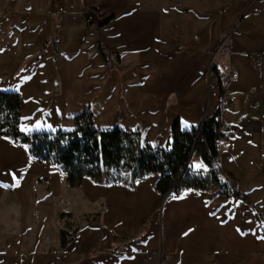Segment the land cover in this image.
Masks as SVG:
<instances>
[{
  "label": "crops",
  "instance_id": "0c3cea01",
  "mask_svg": "<svg viewBox=\"0 0 264 264\" xmlns=\"http://www.w3.org/2000/svg\"><path fill=\"white\" fill-rule=\"evenodd\" d=\"M0 90L22 96L25 133L71 132L91 108L98 131L153 148L220 110L218 165L243 195L163 196L159 173L134 189L72 185L0 138V211L21 227L0 221V264H264V0H0ZM62 217L82 224L66 249Z\"/></svg>",
  "mask_w": 264,
  "mask_h": 264
},
{
  "label": "trees",
  "instance_id": "16d2710c",
  "mask_svg": "<svg viewBox=\"0 0 264 264\" xmlns=\"http://www.w3.org/2000/svg\"><path fill=\"white\" fill-rule=\"evenodd\" d=\"M223 92L221 84L222 95ZM22 103L20 94L0 90V138L24 147L38 161L56 166L72 185L91 179L101 186L134 189L136 182L159 173L155 191L163 196L195 190L243 199L237 181L225 175L218 165L219 141L227 136L221 129L220 110L190 132H181L176 123L168 145L153 148L143 145L138 132H124L118 127L98 131L91 108L75 117L71 132L25 133L20 128ZM195 151L206 167L203 175L190 166ZM70 242L66 232H62L63 249Z\"/></svg>",
  "mask_w": 264,
  "mask_h": 264
},
{
  "label": "rangeland",
  "instance_id": "374dc122",
  "mask_svg": "<svg viewBox=\"0 0 264 264\" xmlns=\"http://www.w3.org/2000/svg\"><path fill=\"white\" fill-rule=\"evenodd\" d=\"M226 47V46H225ZM108 56V55H106ZM199 153L198 151H195L192 156H191V162H190V166L191 167H197V165H200V158H199ZM102 212H100V218H102ZM20 218V212L16 211H6V212H1L0 211V221H2L4 223V228L7 231V233L9 234H13V233H17L18 231H21V227L18 225V221L17 219ZM66 217H62V223L61 226L63 228H66V230L68 232H66V236H67V240H72V237L70 238V234H72L76 228H80L82 226V224L80 223H76L75 221L71 220L73 223L70 224H65L67 222V220L65 219ZM87 219V217L85 218ZM83 219V223L86 222V220ZM92 218H88V220H91ZM17 220V221H16ZM95 220H96V216H95ZM149 229V222H144L142 227H141V232H145ZM133 236H127V235H123L122 236V240L123 242H129L132 239ZM169 258H166L165 260H167Z\"/></svg>",
  "mask_w": 264,
  "mask_h": 264
},
{
  "label": "built area",
  "instance_id": "2783aa9c",
  "mask_svg": "<svg viewBox=\"0 0 264 264\" xmlns=\"http://www.w3.org/2000/svg\"><path fill=\"white\" fill-rule=\"evenodd\" d=\"M58 11L60 12V13H62V14H66L67 13V9L65 8V7H62V6H59L58 7ZM96 12H95V10H93V9H90V8H88L87 10H86V12H85V20H86V23L87 24H94L95 22H96V18H95V16H96ZM100 20V19H99ZM101 21V20H100ZM99 21V22H100ZM224 50L226 51V53H228V54H231L232 53V50H231V48H230V46L227 44L226 45V47L224 48ZM238 77V73L237 72H233V73H231V74H224V75H222V81L224 82V83H228L230 80H232V79H236ZM222 132H224V133H226V129L224 128V126L222 125ZM223 138H220V140H222ZM158 154H161V152L159 151L158 152ZM191 162V161H190ZM205 170H200V171H198V173L199 174H201V175H203V174H205Z\"/></svg>",
  "mask_w": 264,
  "mask_h": 264
},
{
  "label": "snow or ice",
  "instance_id": "6c2138e0",
  "mask_svg": "<svg viewBox=\"0 0 264 264\" xmlns=\"http://www.w3.org/2000/svg\"><path fill=\"white\" fill-rule=\"evenodd\" d=\"M197 167H199V165H197Z\"/></svg>",
  "mask_w": 264,
  "mask_h": 264
}]
</instances>
